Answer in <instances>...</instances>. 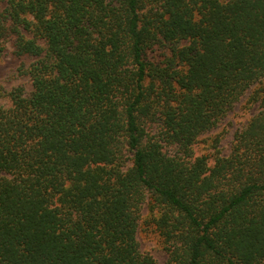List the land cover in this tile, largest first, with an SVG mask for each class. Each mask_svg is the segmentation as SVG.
<instances>
[{
    "label": "trees",
    "instance_id": "obj_1",
    "mask_svg": "<svg viewBox=\"0 0 264 264\" xmlns=\"http://www.w3.org/2000/svg\"><path fill=\"white\" fill-rule=\"evenodd\" d=\"M7 40L35 59L0 106V264H157L146 199L165 264H264V0H0Z\"/></svg>",
    "mask_w": 264,
    "mask_h": 264
},
{
    "label": "rangeland",
    "instance_id": "obj_2",
    "mask_svg": "<svg viewBox=\"0 0 264 264\" xmlns=\"http://www.w3.org/2000/svg\"><path fill=\"white\" fill-rule=\"evenodd\" d=\"M40 42L44 44L43 41ZM162 50L163 47H158L151 53H160ZM34 59L31 56L16 55L11 41L4 42V49L0 52V106L10 105L8 93L14 87L23 86L25 91H30L31 83L24 68ZM256 86L254 84L245 91L213 127L198 136L193 146L195 156L205 155L211 162L216 153L229 152L234 133L258 110L257 103L250 100L251 92ZM158 211L159 208L153 205L151 199L145 200L141 207L137 239L143 252L150 253L157 264H165L167 251L155 225Z\"/></svg>",
    "mask_w": 264,
    "mask_h": 264
}]
</instances>
